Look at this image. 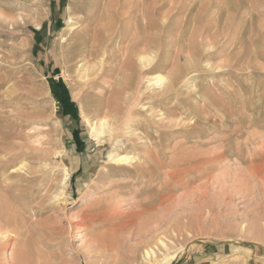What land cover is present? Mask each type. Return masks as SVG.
Returning a JSON list of instances; mask_svg holds the SVG:
<instances>
[{
    "label": "rangeland",
    "instance_id": "1",
    "mask_svg": "<svg viewBox=\"0 0 264 264\" xmlns=\"http://www.w3.org/2000/svg\"><path fill=\"white\" fill-rule=\"evenodd\" d=\"M143 16L151 18L146 29ZM135 29L152 34L157 62L149 74L187 78L179 93L140 96L139 120L120 131L119 153L137 154L132 132L151 151L139 155L140 174L110 171L111 134L98 142L84 120L112 122L111 93L121 79L112 72L106 87L81 82L78 64L84 40L108 35L111 54ZM194 40L202 45L193 67L184 57ZM3 74L10 85L0 96V218L20 214L26 225L19 240L6 229L12 235L0 264H10L16 246L25 264H141L157 237L166 247L154 248L156 264H264V0H0ZM65 95L75 112L64 108ZM13 132L40 159L26 160L22 173L38 167L41 184H27L19 201L1 191L19 182L1 180L20 161L21 151L3 145ZM64 166L60 199L53 194ZM93 212L101 219L89 221Z\"/></svg>",
    "mask_w": 264,
    "mask_h": 264
},
{
    "label": "bare ground",
    "instance_id": "2",
    "mask_svg": "<svg viewBox=\"0 0 264 264\" xmlns=\"http://www.w3.org/2000/svg\"><path fill=\"white\" fill-rule=\"evenodd\" d=\"M147 11L148 12L145 11L146 14L147 13L148 14H153V9L151 10L150 8H148ZM150 23H151V18L147 17V16H143L140 24H141V27L143 29H146L147 27H149ZM108 31H109L108 33H110V30H108ZM114 31H115V29H114ZM103 32H105V31H103ZM128 32H130V31H128ZM142 35L143 34H138V33L136 34V29H135L134 33L130 34V37H129V40H128L126 48H124V47H123V49L120 48L118 51H113L111 54H109V50L110 49L108 50V48L106 46L107 41H105V39H103V36H106V35H103L102 37L100 35L96 36L93 39L92 43H90V41L88 39L84 40V42H82L80 44L83 47L78 51V52H80V54L78 53L79 56H80V61H79L78 64H80L79 65V69H80L79 73H80V78L82 80L81 82H86V81H83V80H86V79L89 80V82H91V78H93L92 79L93 80L92 83L95 82L96 84L101 85L102 87H106V85H108V80H110V76L108 75V73H112V72H115L116 74H118L117 77H119V79H121L119 81L121 82L122 85H116V83H115V85H114V87L112 89V93H111V97H112L111 110L115 111V116H114V119H112V122L110 123L107 120V117L106 118H99L96 122H92V121H89L90 119L88 120L84 116V120L86 121V124L88 125V127L90 129L91 136L93 138H95L96 140H98V142L103 141L102 139H104L103 137L105 136L106 133L107 134L108 133L111 134V136L113 138L112 139L113 140V146L115 147V149H113L114 151L107 155V165H108V168H109L110 171L111 170H115L117 172L119 171V172L125 173L128 170H132L134 172L137 171V173L140 174L141 172H140L139 169L141 168V165H140L139 162H141V161H140L139 155H141V153L144 152L145 154H147L148 158H150V156H151L150 155L151 151L149 149H147L142 142H138L140 140H136V138H138V137L134 134V132L129 133V136H128L129 139L127 141L131 145L132 148H134V149L136 148L137 154L132 155V154H129V153H119L118 152L119 148H118L117 145L120 143V141L118 140L120 131L122 132V129L130 126V124H134L136 119L139 120V118H137V113H136L137 111H135L133 109L137 108V107H140V109H144L143 106L138 104V102H139L138 98L140 96H142V95H145V94L149 95L150 91H154L157 88H159V90H160L159 94L160 93H168V94L169 93H179V90L181 88L180 86H181L182 82L184 80L186 81V79H187V78H185L186 76H184L183 78H180V77L172 78L171 77L172 79L166 80V79H164V78H162L160 76H155V75L149 74V71L153 68V66L157 62V60L155 61V59L157 57L156 56H155L156 58L152 57V52H149V50L151 49L150 45L152 43L151 42L152 34H147V35H144L143 37H142ZM107 36H106V38H107ZM123 37H125V36H123ZM118 38H119V36H118ZM140 43H143L142 47L141 48H137V45L140 44ZM201 43H202V41H200V40L199 41H197V40L195 41L194 40L193 43L191 44V51L188 52V55L184 57L185 60L188 63H190V65H192L193 67L195 65H197L198 63H200L199 62L200 59H198V58L195 59L194 58V56L196 55L194 53V51H197L195 47L202 45ZM206 45H208L207 49H212L211 45H213V41L211 39L208 40L206 42ZM154 47H156V46H154ZM156 49H157V47H156ZM198 54H199V52H198ZM110 55L112 57L111 61L109 60V56ZM116 57H119V59L117 61L114 60ZM107 58H108V60H107ZM180 60H181L180 56L179 55L176 56V58L174 59V64H173L174 67H176L180 63ZM116 63H120L118 67L116 66L117 65ZM105 65L109 66V68L107 69L108 71L105 70ZM75 73H76V71H75ZM137 79H140L141 82L143 81L141 89H139V86H138V84L136 82ZM0 80H1V83H0L1 84V86H0V96H5V95H7L6 93L8 92V90H7L8 88L7 87H8V84L10 83V80L7 77V75H4V74L2 75ZM89 82H88V84H89ZM4 86H6V88H7V89H5L6 92L4 91L5 93L2 92V89H3ZM123 105H126L127 107L125 108L126 109L125 113L123 112L124 116H123L122 121H121L119 118H117V115H118V112L122 109ZM110 112H112V111H110ZM153 115H155V114L153 113ZM155 116H157V114ZM119 117L121 118V116H119ZM144 122H146V120H144ZM151 122H153V121H151ZM14 133L15 132H13L12 135H10V139L12 137V140L4 142L3 145L4 144L7 145V150L8 151H15V150L21 151L20 156L18 155L19 159L17 158L18 161L19 160L20 161H19V163L17 165H16V163H17L16 162L15 165L12 168L11 167L8 168L6 170V172L4 171L3 174H2L1 180H2V182L4 184V183H6V181L8 179V178H6V176H9L10 178L8 179V181L13 179V178H16L19 182L15 183L16 186H14V187H8L7 186V187H5V189L1 188V191H3L6 194L15 193V195H17V199H18L16 201H19V196H21V192H23L24 190H26V188L29 187L27 184H30L31 186L32 185H36V183H40L41 184V182H37V180H38V176L37 175L40 174V173H38L39 171L37 170L38 167H37V169H35V168H31L30 166H27V168L30 167L33 170L27 169L26 170L27 172H25V173L23 172L22 173V170H24V167H25V162H27L26 160H28L30 158H32L34 160H40V159L38 157H35V156H28V154L25 151L23 145H21L22 141L24 142L25 140H28V139H26L24 136H17ZM126 135H128V134H126ZM107 136H109V135H107ZM0 145H2V144L0 143ZM37 145H38V143H37ZM28 147H30V146H28ZM22 148L24 149V151L26 153H24L22 151ZM25 148H26V145H25ZM138 148H140V149H138ZM4 153H5V151H4ZM103 166L105 167L106 165H103ZM262 169L264 170V166H263ZM138 170H139V172H138ZM20 173H22L23 175L27 176V178H29V180L27 178H26L27 180H25L24 177L20 176ZM62 173H63V175H62L61 179L58 181V186L60 187V189H58V190L56 189L57 193L55 192L54 193L55 195L53 194V197L55 196V198L62 197L63 190H65L64 187L67 185V180L69 179V173H68V171H67L65 166L62 169ZM262 174H263V172H262ZM41 176H42V174H41ZM41 178L43 179V176ZM41 178H40V180H41ZM16 179H14V181H16ZM42 189H44V188H42ZM60 199H62V198H60ZM11 212H13V211H11ZM9 216H10V214H9ZM101 217H102V214H98V212H96V213L90 215L88 217V220L92 221V220H95V219H101ZM25 225L26 224L24 222V219H23V217L20 214L17 217H5L4 219L0 218V262H3L4 251L6 249V246L9 244L8 243L9 242V236H10L9 234L12 233V232L9 233V231L6 232V229L8 227L12 226L13 230H14L13 231V233H14L13 237L15 236L17 238V240H19L24 234ZM162 239L157 237L155 239V242L153 243L152 246L148 245L144 249V252L142 253V263L141 264H156V261L158 259H157V256H156V254H157L156 252L157 251L155 252L154 248H156L158 250L159 246H161L163 248L166 247V245L162 241ZM14 244H16V243H14ZM14 244H12V245H14ZM19 246H20V244H19ZM13 247L14 246H12V248ZM14 248L15 249H13L12 253L10 254V260H11L10 264H25V263L22 262L23 260L20 258V256L17 253L18 246L14 247ZM23 249H26V248H23ZM19 251H20V249H19ZM22 254L20 253V255H22ZM27 254H28V252H27ZM128 260L130 261L129 264H138L137 260L135 258H132V259L129 258ZM99 263L100 262H95V264H99Z\"/></svg>",
    "mask_w": 264,
    "mask_h": 264
},
{
    "label": "trees",
    "instance_id": "3",
    "mask_svg": "<svg viewBox=\"0 0 264 264\" xmlns=\"http://www.w3.org/2000/svg\"><path fill=\"white\" fill-rule=\"evenodd\" d=\"M58 84H61V82H58ZM61 101V97L59 99ZM64 108H72L75 112V106L69 101L68 97L65 95L64 101H63Z\"/></svg>",
    "mask_w": 264,
    "mask_h": 264
}]
</instances>
